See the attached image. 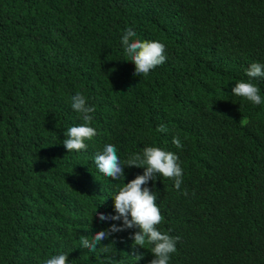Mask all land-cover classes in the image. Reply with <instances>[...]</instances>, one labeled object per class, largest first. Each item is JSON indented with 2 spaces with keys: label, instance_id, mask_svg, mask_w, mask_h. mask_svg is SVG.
Instances as JSON below:
<instances>
[{
  "label": "trees",
  "instance_id": "16d2710c",
  "mask_svg": "<svg viewBox=\"0 0 264 264\" xmlns=\"http://www.w3.org/2000/svg\"><path fill=\"white\" fill-rule=\"evenodd\" d=\"M126 28L166 46L147 77L124 55ZM252 62L264 64V0H0V264L57 251L69 264H149L136 227L94 252L81 245L122 224L96 212L115 215V186L144 171L102 174L94 156L105 143L122 163L144 146L178 155L180 190L163 176L147 185L160 230L180 238L169 264H264V103L232 94ZM252 82L264 100V77ZM77 92L95 107L97 135L67 152L64 132L82 123Z\"/></svg>",
  "mask_w": 264,
  "mask_h": 264
},
{
  "label": "clouds",
  "instance_id": "9594fccd",
  "mask_svg": "<svg viewBox=\"0 0 264 264\" xmlns=\"http://www.w3.org/2000/svg\"><path fill=\"white\" fill-rule=\"evenodd\" d=\"M124 55L135 65L134 75L147 77L156 67L166 61V46L158 40L140 39L132 28H126L120 37ZM248 80H238L232 88V94L250 101L254 105L264 103L260 95V88L252 80L264 77V64L252 62L245 69ZM71 107L80 114L82 123L70 126L64 132L65 139L62 141L67 152L81 151L87 149L85 141H90L97 135V130L91 126L95 111L94 106H90L86 97L77 92L71 97ZM241 123L246 124L247 121ZM156 131L163 133L167 131L165 125L157 126ZM172 143L177 148H182L183 144L179 136L172 139ZM97 169L113 180L124 181V167L135 166L144 169L143 174H137L133 179L122 185H116L115 192L111 196L115 215L96 212L101 221L121 220L122 224H112L107 229L97 231L91 239L81 237L82 247L89 251H95L101 241L109 238L113 233L124 231L136 227L139 231L132 234L134 245L145 248L147 243L151 245V252L154 258L149 264H169L171 254L177 251L176 244L180 239L178 236H171L168 232L161 231L159 225L164 222V216L160 211L157 201V194L149 188L148 182L155 180L158 176L174 180V187L180 190L183 183V168L177 154L156 145L144 146L142 152L131 153L122 163L117 154L116 145L105 143L101 151H97L94 156ZM183 195L187 196V190H183ZM95 211V210H94ZM107 251V248H105ZM143 253L133 254L135 261L142 258ZM111 257H108L111 264ZM42 264H69L68 254L57 251L42 261Z\"/></svg>",
  "mask_w": 264,
  "mask_h": 264
}]
</instances>
